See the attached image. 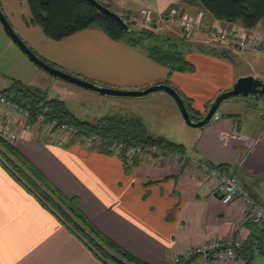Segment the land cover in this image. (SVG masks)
<instances>
[{"label": "crops", "instance_id": "1", "mask_svg": "<svg viewBox=\"0 0 264 264\" xmlns=\"http://www.w3.org/2000/svg\"><path fill=\"white\" fill-rule=\"evenodd\" d=\"M96 1L136 16L147 9L155 22H164L162 15L174 9L190 16L201 15L204 23H214L196 0ZM173 5L176 7L170 8ZM219 24L241 29L238 24ZM255 30L264 34V20ZM178 37L186 39L182 31ZM188 40L204 44L198 34ZM49 41L43 55L52 65L101 87L140 90L170 76L143 51L112 41L96 28L82 30L61 41ZM215 47L235 54L249 69L240 73L235 70V80L252 76L264 83L263 52ZM195 78L193 75L188 79L199 83ZM169 79L177 83L173 77ZM47 81L61 89L75 90L55 79ZM228 84L221 82L219 89L229 90ZM181 89L191 108L205 115L206 108L202 111L198 103L199 99L209 98L207 89L203 92L191 85ZM198 94L201 95L196 98ZM58 98L68 107L64 98ZM224 115H236V119ZM233 119L237 122L239 114L217 112L207 126L198 129L193 144L195 154L188 156L184 146V163L166 157L155 160L138 157L131 165L130 157L123 158L120 152L108 153L101 146L74 136H61L43 122L19 126V139L14 147L64 196L76 198L79 209L101 233L145 263L245 264L242 259L221 263L210 256L182 261L187 251L204 243L213 240L243 243L249 236L244 226L243 204L236 201L224 205L211 196L215 181L189 169L187 161L202 160L215 167L231 165L228 174L243 183L251 197L264 207V118L257 120L256 128L249 133L243 132ZM0 264H102L54 212L16 181L1 159Z\"/></svg>", "mask_w": 264, "mask_h": 264}, {"label": "trees", "instance_id": "2", "mask_svg": "<svg viewBox=\"0 0 264 264\" xmlns=\"http://www.w3.org/2000/svg\"><path fill=\"white\" fill-rule=\"evenodd\" d=\"M196 1L217 23L238 24L242 29L252 30L264 20V0ZM100 4L112 11L108 5ZM27 6L29 10L27 24L39 27L43 36L48 40L61 41L82 30L96 28L112 41L122 42L132 48L142 50L153 62L172 72L183 73L194 70L193 64L185 59L182 52L176 50L175 45H171L168 49L145 46L144 42L152 40L155 32L143 27H136L134 21L131 20L132 16L136 18V15L130 12H126L122 16L118 15L123 21V26L111 17L100 13L86 0H27ZM172 7L176 6L173 5L170 8ZM112 12L116 14V12ZM162 16L167 21V15ZM142 19L144 21V18ZM151 22L153 23V21ZM156 84L167 83L157 82ZM176 92L182 97L177 90ZM0 95L28 111L27 124L31 126L37 124V117L42 115V122L50 125L53 131H56L61 125H68L75 130V136L98 135L106 141L102 148L108 153L111 152L108 145L117 142L123 143L127 147L157 146L163 152L184 155L183 145L150 133L141 119L137 117L110 115L91 122L80 120L60 98L50 96L45 90L26 85L19 80H12L10 86L0 90ZM182 99L190 119L195 122L200 121L204 114L201 115L194 111L188 99L183 97ZM212 101L206 104V110ZM224 116L236 117V115ZM119 155L123 158L126 157L124 151ZM0 159L16 181L30 193L36 195L46 207L54 212L65 227L102 264H147L101 233L79 209L76 198L64 196L19 153L14 145L2 139H0ZM129 161L132 163L131 165H134L138 161V157L132 156ZM231 167L229 164L216 165V168L226 174ZM244 226L249 230V236L239 248L235 249V260L242 259L245 264H251L255 256H264V224L257 225L246 217ZM210 258L212 257L210 256ZM182 261L187 262L183 259Z\"/></svg>", "mask_w": 264, "mask_h": 264}, {"label": "rangeland", "instance_id": "3", "mask_svg": "<svg viewBox=\"0 0 264 264\" xmlns=\"http://www.w3.org/2000/svg\"><path fill=\"white\" fill-rule=\"evenodd\" d=\"M0 10L24 44L41 60L51 64L47 57L43 55V51L47 50L46 46L50 41L44 38L39 27L27 25V0H0ZM112 11L121 16L125 14V11L122 10L112 9ZM197 11L192 10V12ZM131 20L134 21L136 27L145 28L140 13L136 18L132 16ZM146 29L155 33L152 40L144 42L145 46H158L168 49L171 45H175L176 50L182 52L185 59L193 64L194 70L192 72L183 73L172 72L164 67L177 83L174 84L169 79L170 76L163 82L175 88L183 98H187V96L181 91V88L185 90L191 85L193 88H200L203 92L207 89L209 98L207 100L199 99L200 103H198L202 111L205 109L207 101H211L225 91L219 89L221 82L229 83L227 86H230L231 89L237 81V79L235 80L234 71L237 70L240 73L249 70L241 64L235 54L222 52L219 48L209 44L201 45L190 42L188 39H179L178 36H180L181 30L166 22V20L164 22H155L154 20ZM201 41L203 42V38ZM261 56L264 58V54H261ZM57 69L61 70L60 68ZM193 75H196L195 79L199 83L190 82L188 78ZM48 79L60 81L63 85L73 87L72 89L75 90L69 91L67 88L61 89L57 85H50ZM12 80H19L26 85L39 87L49 92L50 96L64 98L67 102V108L80 120H98L110 115L140 118L150 133L166 137L174 143L183 144L188 156L195 154L193 144L199 130L185 124L176 102L168 93L159 90L140 97L107 96L55 78L39 68L25 55L6 33L0 22V90L10 86ZM196 85L198 86L196 87ZM200 95H196V98ZM192 101L194 102L193 99ZM217 112L239 114L240 119L237 122L235 121L236 118L233 119L235 124L242 128L245 133L252 132L256 128V121L264 118V94L258 97L251 94L248 96H233L224 100L219 105ZM43 125L49 128L48 124L43 123ZM259 200L262 202L263 199L259 198ZM251 264H264V257H255Z\"/></svg>", "mask_w": 264, "mask_h": 264}, {"label": "built area", "instance_id": "4", "mask_svg": "<svg viewBox=\"0 0 264 264\" xmlns=\"http://www.w3.org/2000/svg\"><path fill=\"white\" fill-rule=\"evenodd\" d=\"M144 18V27L146 28L152 19L151 13L147 9L139 11ZM167 22L179 28L186 39H191L196 33L201 35L204 44L218 46L223 48H232L235 51L240 50H256L264 53V34L259 31L225 28L219 23L205 24L201 15L190 16L172 9L167 14ZM29 118L28 111L19 104L6 99L0 95V139L14 145L18 139V127L27 124ZM43 121V116L37 117V124ZM57 134L73 135L79 140L86 143L103 147L106 143L100 136L91 134L81 137L75 136V130L68 125H61L57 130ZM113 152L119 153L124 151L128 157H146L155 160L156 157L171 158L175 161H186L185 157L180 153L163 152L157 146H131L127 147L123 143H111L108 145ZM188 168L195 171L203 178L212 179L215 185L212 189L211 196L216 197L224 205L239 201L243 204L246 217L249 221L262 225L264 224V207L257 203L250 195L246 186L241 183L234 175L226 174L214 165L202 160H190ZM242 242L234 241H218L213 240L195 247L183 256L184 261H188L194 256L207 257L210 255L212 259L227 263L236 259L235 249L239 248ZM179 261V260H178Z\"/></svg>", "mask_w": 264, "mask_h": 264}, {"label": "water", "instance_id": "5", "mask_svg": "<svg viewBox=\"0 0 264 264\" xmlns=\"http://www.w3.org/2000/svg\"><path fill=\"white\" fill-rule=\"evenodd\" d=\"M90 3L95 9H97L100 13L107 17H111L119 24L123 25L122 19L113 13L112 11L108 10L106 7L102 6L96 0H86ZM0 22L5 29L6 33L11 37V39L17 44V46L25 53V55L39 68H41L46 73L50 74L51 76L64 80L70 84L76 85L78 87L99 93L101 95L107 96H123V97H140L147 95L151 92L163 90L168 93L176 102L182 119L184 120L185 124L191 128L196 129H203L207 126L211 120L215 117L217 113V109L219 105L224 101L233 96H248L249 94L254 96H259L264 94V83L255 79L252 76L241 77L237 79L231 89L224 91L220 95H218L212 102L210 108L205 113L204 117L200 121H192L189 117V113L184 105V101L182 97L173 89L171 86L165 84H154L149 87H146L142 90H122V89H114L108 87H101L94 83L88 82L84 79L79 77L73 76L68 74L64 71L58 70L53 66L49 65L48 63L41 60L38 56H36L31 49H29L24 42L18 37V35L13 31L9 23L6 21L5 17L3 16L0 10Z\"/></svg>", "mask_w": 264, "mask_h": 264}, {"label": "flooded vegetation", "instance_id": "6", "mask_svg": "<svg viewBox=\"0 0 264 264\" xmlns=\"http://www.w3.org/2000/svg\"><path fill=\"white\" fill-rule=\"evenodd\" d=\"M212 102H213V101H212ZM212 102H211V104H212ZM211 104H210V106H211ZM210 106H209V108H210ZM209 108H208V109H209ZM208 109H207L206 111H208Z\"/></svg>", "mask_w": 264, "mask_h": 264}]
</instances>
